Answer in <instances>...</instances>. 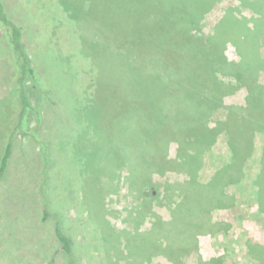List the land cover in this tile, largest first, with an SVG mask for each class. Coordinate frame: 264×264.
I'll list each match as a JSON object with an SVG mask.
<instances>
[{"label":"trees","instance_id":"16d2710c","mask_svg":"<svg viewBox=\"0 0 264 264\" xmlns=\"http://www.w3.org/2000/svg\"><path fill=\"white\" fill-rule=\"evenodd\" d=\"M113 1L112 18L120 21L118 24L125 29L112 30V48L118 50L112 54L122 58L126 73L123 83L130 87L124 93L132 100L121 116L128 115V122L131 117L135 118L137 131L147 143V149L139 153L144 163L139 174L143 176L146 171L147 176L141 178L131 169L129 179L132 185L138 183L136 185H142L145 191L152 188L150 175L155 172H185L188 181L165 185V191L157 192L154 197L166 198L174 204L170 205L171 220L158 216L149 231L137 227L134 233L118 232L109 226L107 209H102L100 217L107 226L94 231L98 239L92 242L85 237V209L52 206L51 191L63 177V169L58 165L67 159V153L71 152L69 147L79 149L78 156L85 151L95 157L93 150L99 149L101 130L96 121L82 116L79 107L85 94L71 90L72 98H81L79 106L63 103L62 91L48 73L49 66L33 60L24 40L25 28L12 19L3 0H0L1 51L2 56L8 58L14 76L9 96L13 99L11 105L0 100V116L8 115V123H11L5 137L7 143L0 150V181L8 171L17 140L31 138L42 155L38 196L42 198L43 207L41 224H49L55 239L51 260L61 256L62 264H82L86 256L93 255L92 250L100 249L108 257L105 263L114 264L119 259L115 257L113 262L109 254L113 246L123 245L124 259H131L134 264L138 259L143 260L139 262L143 264L154 255L178 262L187 248L193 244L198 247L200 233L207 232L214 237L221 232L228 234L232 225L226 224V229H222L224 223L214 221L211 213L237 201L236 194H228L230 186L247 193L251 202L259 204L257 213H264V82L260 80L264 73V0H242L259 14L251 20L238 17L234 8H228L215 25L214 33L207 36L199 35L196 28L206 12L220 0ZM50 2L56 16L52 15L53 25L63 27L66 21H76L81 12L84 15L90 12L86 5L91 0ZM51 3L48 6L52 7ZM136 13H141L138 18L144 19L131 21V25L129 20ZM227 44L236 48L239 61L228 59ZM73 61L66 56L62 62L64 67L60 66L56 77L68 81L69 75L74 79L81 77L83 73ZM68 65L78 68L77 71L69 73ZM235 89H246V104L224 107L225 95ZM86 98L92 101L90 95ZM4 105L7 106L3 108ZM48 105L57 106L55 120L50 122L47 118L49 113L53 115V109ZM221 107L227 109L226 119L211 126V115ZM43 130L51 132L50 136L45 137ZM73 133L79 136L69 139L67 135ZM220 137L227 146L225 155L214 151ZM172 142L178 143L177 159L167 156ZM93 161L94 158L81 163L89 166L91 172H98ZM207 163L214 166V171L207 181H202L201 172ZM119 176V170L112 173L116 181ZM134 213L137 223L145 218L144 209H134ZM105 234L112 236V247H102L101 244H111ZM246 243L250 258L263 264L264 233L262 238L254 242L248 239ZM11 247L8 243L6 247L0 246V257L11 256ZM225 258V255L208 261L200 258L199 264H225Z\"/></svg>","mask_w":264,"mask_h":264},{"label":"rangeland","instance_id":"374dc122","mask_svg":"<svg viewBox=\"0 0 264 264\" xmlns=\"http://www.w3.org/2000/svg\"><path fill=\"white\" fill-rule=\"evenodd\" d=\"M3 1L12 19L24 26V40L33 60H36L37 64L39 62L43 63V66H49L48 73L52 74L54 82L60 87L63 103L72 106L81 101L80 97L78 100L71 97V90L85 94L79 107L82 116L90 117L92 122L96 121L99 125L98 129L101 130L98 137L99 149L97 152L93 150L96 153L95 157L93 154H86L85 151L78 156L79 149L69 147L71 152L67 153V159L58 165L63 169V177L51 191L52 206L55 209H85L87 214L85 237L92 239V242H96L94 239L97 238L94 231L98 227L107 226L100 217L102 209H107L106 219L109 226L118 232L134 233L137 227L141 231H149L158 216L170 221L172 218L170 205L174 204L166 198L158 200L154 197L157 192L165 191V185L188 181L189 177L185 172H180L181 170H168L161 174L155 172L150 175L152 188L145 191L142 185H136L138 183L132 185L129 179L131 169L141 178H146V171L143 176L139 174L140 169L143 171L144 168L141 160L143 156L139 153H143L144 150L141 149H147V143L137 131L138 124L135 118L131 117L128 122V115L121 116L123 110L130 107L132 100L124 93L128 85L123 83L126 73L124 65L121 64L122 58H116L112 54L118 51L112 48V30L125 29L118 24L120 21L112 18L114 13L112 11L115 9H112V5L115 1L91 0V3L86 5L90 9L88 15L81 12L76 21H66L63 27L52 23L54 6L50 0ZM50 3L52 7L48 6ZM228 8H234L238 17L245 16L251 20L259 16L242 0H220L206 12L196 32L202 36L213 34L215 25ZM132 12L133 9L131 14ZM139 16L141 13L133 14L129 20L130 24L131 21L144 19L138 18ZM58 37L61 39L59 40ZM1 46L0 36V100L3 99L5 104L11 105L13 99L9 96L14 73L8 58L2 56L4 52L1 51ZM262 52L264 54V46ZM225 53L231 61L240 60L232 44H227ZM66 56L72 57L73 65L83 73L81 77L74 79L69 75L70 81L56 77L60 66L62 69L64 67L62 62ZM67 67L69 73L78 69L72 65ZM225 79L228 80V77ZM260 80L264 82V73H261ZM86 95H90L92 101L89 102ZM246 97V89H235L225 95L224 107L244 106ZM6 106L4 105L3 108ZM47 107L53 109V115L49 113L47 118L50 122L51 119L55 120L57 106ZM224 107L217 108L213 112L209 121L211 126L226 119L227 109ZM8 121V115L0 116V150L4 149L7 143L5 137L11 127ZM50 133L43 130L45 137H49ZM67 136L73 140L79 135L73 133ZM80 136L82 138V132ZM177 150L178 143L172 142L167 156L170 159H177ZM214 151L218 155L227 154V146L222 137L218 139ZM92 158L95 160L94 168L98 172H91L89 166L84 162L81 163ZM208 163L201 172L202 181H207L213 174L214 166ZM41 168L42 155L38 145L31 138H19L5 178L0 181V246L6 247V243L12 246V255H2L0 264H62L63 262L61 256L51 260L55 248L53 230L48 223L41 224L43 207L42 198L38 196L42 177ZM116 170L120 172L117 181L112 177V173ZM228 194H236L237 201L229 203L231 205L226 208L215 209L211 213L214 221L224 223L222 229H226V224L232 225L227 235L221 232L214 237L207 232L200 233L198 243L200 242L201 246L191 245L183 252V256L177 259L178 262L154 255L144 260L143 264H199V256L211 259L224 255L225 264H258V261L250 258L246 241L250 239L254 242L263 237L264 213H257L259 204L255 201L251 202L247 193L237 190L235 186L229 187ZM172 199L177 201V198ZM134 209L145 210V218L139 223ZM71 214L75 216L76 213ZM105 236L111 244H101L102 247L103 245V248L112 247V236L107 234ZM122 246L120 245V248L113 246L114 249L109 254L112 261L117 257L119 260L114 264H134L133 260L124 259V253H121V248H124ZM91 253L93 255L86 256L82 264H106L108 257L103 255L100 249L92 250ZM141 261L143 260L138 259L135 264Z\"/></svg>","mask_w":264,"mask_h":264},{"label":"crops","instance_id":"0c3cea01","mask_svg":"<svg viewBox=\"0 0 264 264\" xmlns=\"http://www.w3.org/2000/svg\"><path fill=\"white\" fill-rule=\"evenodd\" d=\"M198 246L200 247L201 245H200V242L198 243ZM200 258H203L205 261H208L209 259H206V258H204L203 256L201 257V256H199V260H200Z\"/></svg>","mask_w":264,"mask_h":264}]
</instances>
